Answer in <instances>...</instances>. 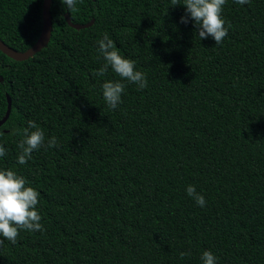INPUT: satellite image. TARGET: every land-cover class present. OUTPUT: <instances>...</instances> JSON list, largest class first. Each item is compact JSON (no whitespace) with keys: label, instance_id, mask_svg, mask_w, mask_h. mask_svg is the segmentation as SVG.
Wrapping results in <instances>:
<instances>
[{"label":"trees","instance_id":"16d2710c","mask_svg":"<svg viewBox=\"0 0 264 264\" xmlns=\"http://www.w3.org/2000/svg\"><path fill=\"white\" fill-rule=\"evenodd\" d=\"M43 0H0V40L24 52L41 34ZM184 0H51L47 45L25 61L0 52V170L39 193L43 232L0 245V264H264V0H226L228 35L200 40ZM74 24H93L75 30ZM107 33L148 86L122 81L97 41ZM34 121L58 145L17 163ZM6 130V132H4ZM193 185L200 207L187 195ZM2 239V238H0ZM181 252L191 255L181 259Z\"/></svg>","mask_w":264,"mask_h":264},{"label":"clouds","instance_id":"9594fccd","mask_svg":"<svg viewBox=\"0 0 264 264\" xmlns=\"http://www.w3.org/2000/svg\"><path fill=\"white\" fill-rule=\"evenodd\" d=\"M69 12L76 10L77 0H60ZM235 3L244 5L251 0H234ZM226 0H184L183 5L186 14L181 17V22L187 24L189 20L194 21L198 29L200 40L211 37L215 44H221L228 35L231 27H225V20L222 17L223 6ZM172 6L179 4V0H171ZM98 51L105 63L94 75L104 76L111 68L120 80H107L102 84V94L109 108L115 110L122 103V94L127 81L137 85L138 90H143L148 86L147 78L143 72L136 70V62L125 58L116 48L114 41L105 32L102 39L97 41ZM14 135L21 136L18 142L19 154L17 163L26 164L32 159V153L41 147L52 148L58 145L55 136L45 143V133L34 121L29 120L27 127L15 129ZM0 135H3L0 132ZM6 155V149L0 145V157ZM187 195L191 197L197 205L204 207L206 200L203 195L196 191L195 186L188 185ZM40 193L21 175L11 169L0 170V245L5 240L12 244L17 242V237L21 230L28 232L45 231L41 223V215L38 210ZM191 255L189 252H181L183 259ZM202 264H216L217 258L211 251H204L201 255Z\"/></svg>","mask_w":264,"mask_h":264},{"label":"water","instance_id":"95a60500","mask_svg":"<svg viewBox=\"0 0 264 264\" xmlns=\"http://www.w3.org/2000/svg\"><path fill=\"white\" fill-rule=\"evenodd\" d=\"M50 3H51V0H43V3H42V21H43L42 31L37 41L29 49H27L24 52H18V51L11 49L10 47H8L6 44H4L0 40V52L12 60L21 62V61L27 60L28 58H31L35 53L43 49L47 45L50 39V34H51V29H52ZM64 19L66 23L68 24V26L75 30L88 28L93 24V21H94L93 19H91L89 22L85 24H74L70 21L69 16L67 14L64 15ZM1 81H2V78L0 77V82ZM6 99H7V109H6L4 117L0 120V127L6 122V120L8 119L9 113H10V107H11L10 98L6 96ZM4 132H6V130H4Z\"/></svg>","mask_w":264,"mask_h":264}]
</instances>
